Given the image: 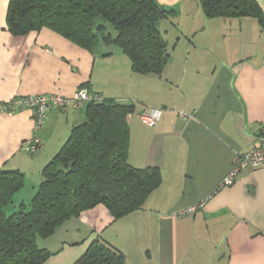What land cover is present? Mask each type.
<instances>
[{
	"label": "crops",
	"instance_id": "obj_1",
	"mask_svg": "<svg viewBox=\"0 0 264 264\" xmlns=\"http://www.w3.org/2000/svg\"><path fill=\"white\" fill-rule=\"evenodd\" d=\"M159 1L175 11L159 23L170 59L161 74H143L117 46L90 50L48 27L14 34L10 0H0V102L73 97L86 88L133 104L128 160L163 176L142 208L114 219L98 205L41 239L53 253L43 264H80L95 239L122 251L127 264H264V164L224 185L264 126V27L256 17L209 18L199 0ZM257 2L264 11V0ZM87 102L54 107L34 154L24 147L34 136V112L0 114V169L25 174L22 193L36 191ZM150 107L162 109L153 127L140 117Z\"/></svg>",
	"mask_w": 264,
	"mask_h": 264
},
{
	"label": "trees",
	"instance_id": "obj_2",
	"mask_svg": "<svg viewBox=\"0 0 264 264\" xmlns=\"http://www.w3.org/2000/svg\"><path fill=\"white\" fill-rule=\"evenodd\" d=\"M199 2L209 18L256 17L264 27L257 0ZM174 13L159 0H10L7 18L14 34L48 27L90 50L118 46L135 72L161 74L170 51L159 23ZM132 112L133 104L114 98L88 101L84 122L45 165L29 202L22 193L25 174L0 169V264H43L53 253L40 240L98 205L114 219L143 207L163 176L159 167L128 160ZM79 263L127 264L124 253L102 239L92 241Z\"/></svg>",
	"mask_w": 264,
	"mask_h": 264
},
{
	"label": "built area",
	"instance_id": "obj_3",
	"mask_svg": "<svg viewBox=\"0 0 264 264\" xmlns=\"http://www.w3.org/2000/svg\"><path fill=\"white\" fill-rule=\"evenodd\" d=\"M101 99L102 97L99 94H91L86 88H81L73 97H66L55 93L28 96L16 95L5 102H0V114L12 115L22 109L34 112V136L24 144L28 152L34 153L42 146V140L36 133L45 125L54 107L64 108L73 105L78 108L85 101ZM161 115V108L150 107L142 112L140 117L144 124L153 127L158 123ZM180 115L185 119L193 116L185 112H180ZM262 164H264V126L259 130L256 145L249 151L237 156L232 171L224 179V185H231L241 169L256 167Z\"/></svg>",
	"mask_w": 264,
	"mask_h": 264
},
{
	"label": "rangeland",
	"instance_id": "obj_4",
	"mask_svg": "<svg viewBox=\"0 0 264 264\" xmlns=\"http://www.w3.org/2000/svg\"><path fill=\"white\" fill-rule=\"evenodd\" d=\"M118 47V46H117ZM109 48H111L112 49V47H109ZM82 113V112H81ZM84 120H85V113H84V111H83V119L81 118V119H79V121H78V123L77 124H81L82 122H84ZM25 192H23V198L26 200V202H29V200L33 197V195L36 193V191H37V189H36V191L34 192V190H33V188H31L30 190H28V188L27 189H25L24 190ZM41 241V240H40ZM40 243V242H39Z\"/></svg>",
	"mask_w": 264,
	"mask_h": 264
}]
</instances>
